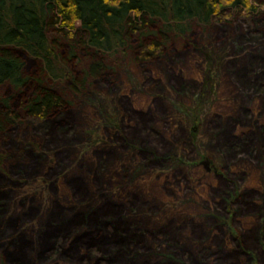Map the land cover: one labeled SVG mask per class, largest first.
<instances>
[{"label":"rangeland","instance_id":"1","mask_svg":"<svg viewBox=\"0 0 264 264\" xmlns=\"http://www.w3.org/2000/svg\"><path fill=\"white\" fill-rule=\"evenodd\" d=\"M260 28L245 19L194 26L184 38H173L157 59L138 63L130 58L117 60L104 81L95 82L86 96L68 104L74 118L71 138L61 145L66 175L82 174L88 164L83 173L87 180L98 171L90 162L93 157L98 160V150L109 153L101 171L111 179L106 189L123 202L126 217L133 220L136 229L144 231L150 226L156 234L169 224L178 227L179 244L187 239L196 243L188 247L196 263V256L206 258L234 249L245 262L264 264V139L251 137L250 146L236 154L222 134L228 124L235 135L262 134L264 64L259 61H264V28ZM25 60L26 74L37 73L38 63ZM257 71L260 74L254 75ZM0 93L9 95L10 86L1 87ZM138 112L144 115L138 117ZM139 122L151 128L152 138L170 147L167 157L145 161L147 154L140 151L145 140L141 132L129 138L128 128ZM18 126L19 132L0 140V173L13 177L9 182L0 178V183L11 184L9 198L32 194L35 203L43 201L51 208L54 205L48 197L56 196L72 207V180L67 181L64 173L52 175L47 165L43 166L44 162L55 163L57 155L41 142L37 128L44 126L42 120L27 118ZM118 131L129 141L123 143ZM44 150L46 155L38 153ZM34 158L40 159L34 170L17 167ZM9 165H17L14 172ZM86 198L89 209L93 200ZM90 198L96 204L102 194H90ZM11 201L15 208L17 204ZM40 217L35 218L36 224L43 227L47 211ZM194 226L200 233L194 232ZM246 238L259 240V247L242 252ZM53 245L43 249V254L34 249L31 264L66 262ZM1 249L0 264H10ZM159 250L171 253L165 243Z\"/></svg>","mask_w":264,"mask_h":264},{"label":"trees","instance_id":"2","mask_svg":"<svg viewBox=\"0 0 264 264\" xmlns=\"http://www.w3.org/2000/svg\"><path fill=\"white\" fill-rule=\"evenodd\" d=\"M237 19L251 20L253 25L264 28V0H0V88L5 85L11 88L7 96L0 93V140L19 132L18 124L27 118L42 120L44 126L37 128L41 142L57 155L55 163L44 162L43 166L47 165L52 175H66L61 145L71 138L74 118L68 104L86 96L95 82L104 81L106 73L117 66V60L152 61L163 54L173 38H184L194 26L204 28L213 23H234ZM25 58L38 63L34 75L26 74ZM257 74L260 72L254 73ZM259 128L262 131L259 136L254 131L235 135L228 124L222 134L227 146L238 154L253 139H264V125ZM128 129H131L129 138L141 132L145 139L140 150L147 154L145 161L167 157L165 153L170 147L152 138L150 127L139 122ZM116 135L123 143L129 141L119 131ZM42 152L38 153L46 155L45 150ZM108 155L98 150V160L94 157L90 160L98 166V173L87 176V180L83 173L88 164L86 169L83 165L82 174L66 175L67 181L72 180V207L62 204L56 196L48 197L54 205L51 208L44 206L43 201L35 203L36 196L31 198L32 194L9 198L13 191L11 184L0 183V246L5 260L10 264H31L32 251L42 253L52 243L67 259L61 264H99L102 260L105 264H249L234 249L220 250L206 258L196 256V263L189 249L196 243L187 239L179 244L178 227L171 224L157 234L150 226L144 231L136 229V224L124 213L123 202L114 199L110 189H106L111 179L101 168ZM38 158L16 166L32 171L40 165ZM16 166L7 168L14 172ZM0 178L13 180L2 173ZM90 194H102V198L95 204ZM86 196L89 202L93 200L89 209L85 207ZM11 200L17 204L15 208L10 206ZM82 208L85 211L79 212ZM43 211L49 217L43 227H38L35 218ZM192 229L201 231L197 226ZM164 243L171 252L169 255L159 250ZM244 243L246 249L242 252L259 247L257 239L246 238Z\"/></svg>","mask_w":264,"mask_h":264},{"label":"water","instance_id":"3","mask_svg":"<svg viewBox=\"0 0 264 264\" xmlns=\"http://www.w3.org/2000/svg\"><path fill=\"white\" fill-rule=\"evenodd\" d=\"M202 162H203L204 165L208 168V161L204 159Z\"/></svg>","mask_w":264,"mask_h":264}]
</instances>
